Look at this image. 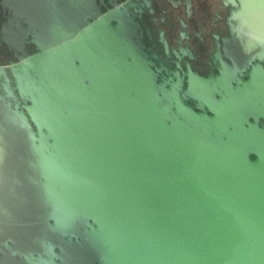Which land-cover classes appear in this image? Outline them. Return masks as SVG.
<instances>
[{"label": "water", "instance_id": "water-1", "mask_svg": "<svg viewBox=\"0 0 264 264\" xmlns=\"http://www.w3.org/2000/svg\"><path fill=\"white\" fill-rule=\"evenodd\" d=\"M226 4L203 74L148 0H0V264H264V0Z\"/></svg>", "mask_w": 264, "mask_h": 264}, {"label": "flooded vegetation", "instance_id": "flooded-vegetation-1", "mask_svg": "<svg viewBox=\"0 0 264 264\" xmlns=\"http://www.w3.org/2000/svg\"><path fill=\"white\" fill-rule=\"evenodd\" d=\"M148 1L146 20L156 41L163 32L171 47L182 46L189 51L184 60L194 69L203 74L216 72L214 54L217 50L224 53L225 39L231 37L232 5L226 0Z\"/></svg>", "mask_w": 264, "mask_h": 264}, {"label": "bare ground", "instance_id": "bare-ground-1", "mask_svg": "<svg viewBox=\"0 0 264 264\" xmlns=\"http://www.w3.org/2000/svg\"><path fill=\"white\" fill-rule=\"evenodd\" d=\"M241 24L246 45L250 47L264 35V6L250 7Z\"/></svg>", "mask_w": 264, "mask_h": 264}]
</instances>
